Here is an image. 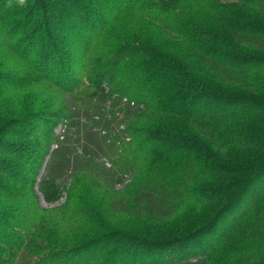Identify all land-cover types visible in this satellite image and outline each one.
Wrapping results in <instances>:
<instances>
[{
	"label": "trees",
	"instance_id": "obj_1",
	"mask_svg": "<svg viewBox=\"0 0 264 264\" xmlns=\"http://www.w3.org/2000/svg\"><path fill=\"white\" fill-rule=\"evenodd\" d=\"M57 1L67 4L34 0L26 17L17 11L9 18L0 17V34L11 33L14 41L39 20L42 44L30 35L24 56L35 57L38 76L69 95L72 102L62 118H67V130L61 136L50 134L56 147L38 184L44 201L60 202L69 183L79 177L101 186L107 195L123 186L125 178H132L127 202L114 199L112 206L154 223L169 222L184 213L203 224L176 239L121 240L122 248L106 260L105 248L95 245L92 252L87 251L102 241L101 236L74 250L54 255L52 250L50 258L60 254L56 264L264 263V155L260 154H264V0L243 3L262 23L232 24L222 40L231 51L214 53L206 44L197 43L203 65L230 94L206 90L175 63L165 62L161 69L157 63L136 65L123 77L125 66L139 57L137 50L128 47L117 49L82 76L93 37L108 26L114 13L133 5H159V0ZM175 2L186 16L192 2ZM152 14L155 21L148 25L195 43L193 36L184 35V23L172 14L155 10ZM210 35H200L201 41L217 42L219 38ZM11 39L0 37V49L15 47ZM166 87V100L153 102L151 94ZM182 89L191 90L192 95L176 93ZM12 90L17 88L1 95ZM40 115L34 114L35 120H42ZM174 116L187 119L191 136L148 129L150 121ZM23 121L11 125L20 131L27 123ZM19 139L20 134H0V194L15 198L23 191L20 196L27 199L48 153L39 157L40 163L34 157L30 162L19 161L29 157L23 154L33 153L26 144L20 150ZM150 158L162 160L163 169H146ZM13 216L11 209H0V264H12L20 249L12 242L4 245L5 235L13 232Z\"/></svg>",
	"mask_w": 264,
	"mask_h": 264
},
{
	"label": "rangeland",
	"instance_id": "obj_2",
	"mask_svg": "<svg viewBox=\"0 0 264 264\" xmlns=\"http://www.w3.org/2000/svg\"><path fill=\"white\" fill-rule=\"evenodd\" d=\"M8 1L11 0H0V17L9 18L15 11L20 13L21 18L26 17L25 14L29 12L30 3L34 2V0H25V3L20 5L17 0L13 5L7 7L5 4ZM55 1L58 5L66 6L67 4L66 1L62 4ZM180 1L183 3L192 2V6L187 8L192 13L187 11L185 16L184 9L176 8L175 0H159V5H148L147 3L140 7L133 5L128 10L114 13L108 26L93 37L92 48L84 62L82 76L91 72L117 49L128 47L137 50L139 57L134 63L125 66L123 77L127 75L126 72L131 67L136 65L157 63L161 69L165 62L175 63L194 76L206 90L218 94H230V89L219 85L203 65L200 59L202 51L198 50L197 43L206 44L209 51L224 54L226 51H231L222 40L228 35L232 24L238 22L261 24L262 20L254 19L253 15L251 16L248 12L249 8L243 4L246 0ZM154 10L156 13L172 14L181 23H184V35L193 36L195 43L184 36L173 38L174 32L168 31L167 34H163L161 29L148 25L149 22L155 21V19H151L155 16L152 14ZM194 17H197L198 20ZM249 17H251L250 20H247ZM96 25L98 28L99 25ZM35 26L38 28L33 31ZM47 31L50 33L49 30ZM205 32L211 33L210 36H216L219 39L216 40L217 42L207 40L205 43L200 38V35H204ZM30 35H34V40L39 45L42 44L44 34L40 31L39 20L35 21L22 35L25 37L24 39H21L22 36H18L14 41L11 39V33L0 34L2 39H11V42L18 45L0 49V79H3L0 80V95L3 91L7 92L17 88V90L1 95L0 134L3 136L20 134L19 142L22 144L20 150L26 144V149L29 148L30 152L33 151L32 155L23 154V156L29 157L20 158L19 161L30 162L34 157L35 160L38 159L36 162L40 163L44 159L37 173L39 175L36 178L37 183L33 187V193L29 194L27 199L20 196L23 191L18 195L19 197L15 198L0 194V209H11L14 214L12 218L13 232L10 233V236L5 235L4 245L7 246L12 242L20 248L12 264H56L54 261L60 254L50 258L52 255L85 246L100 236L99 239L102 241L95 242L88 247L87 251L92 252L95 245L102 249L105 248L104 259L106 260L112 257L114 251L122 248L121 240L176 239L188 236L202 226L203 223L188 215L184 216V213L169 222L154 223L138 219L133 213H126L119 207L112 206L111 201L114 199H118L122 203L127 202L133 189L132 178H125L123 186L110 190V195H107L106 190L101 186H95L87 178L79 177L69 183L68 191L60 202L51 205L44 201L38 184L44 175L47 162L50 160L49 155L56 147L55 143L50 141V134L61 136L67 130L68 124L65 122L67 118H62L72 102L68 94L65 96L49 81L38 76L35 67H38L39 63L37 59L34 60L35 57L24 56L23 49ZM210 43L211 45H209ZM37 52L39 53L41 50L39 49ZM168 88H160L156 95L151 94L153 102L165 101ZM176 93L192 95L191 90L185 89L178 90ZM34 114H42L40 117L43 119L35 120ZM26 118L27 121H23ZM31 119L32 121L29 122ZM16 120L27 122L25 127L20 128V131L11 125ZM39 122L44 124H39ZM148 129L165 130L185 136L192 135L189 133L187 119L184 117H162L158 122L150 121ZM120 130H124V127H121ZM128 138L129 142L130 137ZM45 154H47L46 157L44 156L41 160L39 157ZM105 162L110 166L107 160ZM146 167V169H152V167L163 169L164 162L150 158L146 162ZM29 200H31L30 204ZM52 250L54 251L51 255L49 252ZM222 258L225 259V255Z\"/></svg>",
	"mask_w": 264,
	"mask_h": 264
},
{
	"label": "clouds",
	"instance_id": "obj_3",
	"mask_svg": "<svg viewBox=\"0 0 264 264\" xmlns=\"http://www.w3.org/2000/svg\"><path fill=\"white\" fill-rule=\"evenodd\" d=\"M25 3V0H19V4L23 5Z\"/></svg>",
	"mask_w": 264,
	"mask_h": 264
}]
</instances>
